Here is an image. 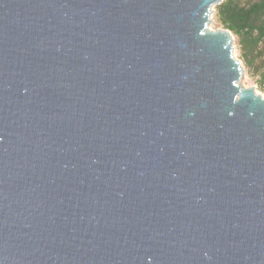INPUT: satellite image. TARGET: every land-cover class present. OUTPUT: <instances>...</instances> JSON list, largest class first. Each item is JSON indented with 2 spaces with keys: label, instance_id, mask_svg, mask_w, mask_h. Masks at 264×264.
<instances>
[{
  "label": "water",
  "instance_id": "1",
  "mask_svg": "<svg viewBox=\"0 0 264 264\" xmlns=\"http://www.w3.org/2000/svg\"><path fill=\"white\" fill-rule=\"evenodd\" d=\"M223 2L0 0V264H264Z\"/></svg>",
  "mask_w": 264,
  "mask_h": 264
},
{
  "label": "trees",
  "instance_id": "2",
  "mask_svg": "<svg viewBox=\"0 0 264 264\" xmlns=\"http://www.w3.org/2000/svg\"><path fill=\"white\" fill-rule=\"evenodd\" d=\"M217 8L219 22L235 36L243 50L245 62L264 82V0L242 4L240 0H224Z\"/></svg>",
  "mask_w": 264,
  "mask_h": 264
},
{
  "label": "rangeland",
  "instance_id": "3",
  "mask_svg": "<svg viewBox=\"0 0 264 264\" xmlns=\"http://www.w3.org/2000/svg\"><path fill=\"white\" fill-rule=\"evenodd\" d=\"M242 4H248L251 1H256V0H240ZM212 22L210 24V28L212 30H219V29H226L218 20L217 17V8L216 6L213 7V13H212ZM233 34V33H232ZM235 41H234V55L240 59L244 65V74L241 79V84L246 87V88H251L253 87L256 90V93L264 96V82L261 83V75L260 74H255L254 71L249 68L245 62V58L243 55V50L242 47L239 43V39L237 36L233 34ZM260 51L264 53V43L261 44L260 46Z\"/></svg>",
  "mask_w": 264,
  "mask_h": 264
}]
</instances>
